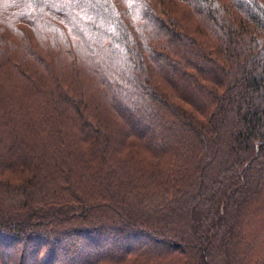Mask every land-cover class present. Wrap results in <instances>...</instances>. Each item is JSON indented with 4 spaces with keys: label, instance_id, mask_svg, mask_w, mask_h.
<instances>
[{
    "label": "trees",
    "instance_id": "16d2710c",
    "mask_svg": "<svg viewBox=\"0 0 264 264\" xmlns=\"http://www.w3.org/2000/svg\"><path fill=\"white\" fill-rule=\"evenodd\" d=\"M0 264H264V0H0Z\"/></svg>",
    "mask_w": 264,
    "mask_h": 264
}]
</instances>
